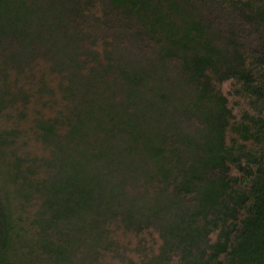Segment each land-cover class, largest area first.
<instances>
[{"label": "trees", "instance_id": "1", "mask_svg": "<svg viewBox=\"0 0 264 264\" xmlns=\"http://www.w3.org/2000/svg\"><path fill=\"white\" fill-rule=\"evenodd\" d=\"M0 264H264V0H0Z\"/></svg>", "mask_w": 264, "mask_h": 264}, {"label": "rangeland", "instance_id": "2", "mask_svg": "<svg viewBox=\"0 0 264 264\" xmlns=\"http://www.w3.org/2000/svg\"><path fill=\"white\" fill-rule=\"evenodd\" d=\"M222 89L224 90V92L226 94L229 95V98H230V103L233 105L234 107V110L236 113H238L242 107H245L247 106V103H246V100L244 98H241V97H238L232 93H230V91L232 90V85H231V82L230 81H226L222 84ZM238 102V103H237ZM12 123L11 122H6L4 121L3 122V125H11ZM22 127H23V132L21 133V140L20 141H25L26 143H24L25 145H23L26 149H29V150H32L36 153H42L43 150H42V147L40 145L39 142H37L34 138H30V134L29 132L26 133V128L28 127V123L27 122H22ZM137 170L139 172L143 171L145 169V166H136ZM145 237L146 239L144 240V242H146L148 245H154L156 248L158 246V243H159V239H158V235L156 232H154L153 234L149 235H145L143 236ZM130 241V245L131 247L132 246H135L136 245V238H133V237H127L125 239V241Z\"/></svg>", "mask_w": 264, "mask_h": 264}]
</instances>
